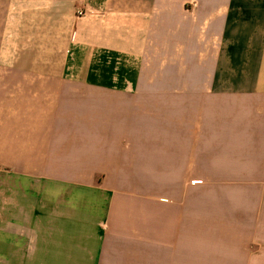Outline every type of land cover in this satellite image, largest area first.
I'll return each instance as SVG.
<instances>
[{
	"label": "crops",
	"instance_id": "1",
	"mask_svg": "<svg viewBox=\"0 0 264 264\" xmlns=\"http://www.w3.org/2000/svg\"><path fill=\"white\" fill-rule=\"evenodd\" d=\"M0 264H264V0H0Z\"/></svg>",
	"mask_w": 264,
	"mask_h": 264
},
{
	"label": "built area",
	"instance_id": "2",
	"mask_svg": "<svg viewBox=\"0 0 264 264\" xmlns=\"http://www.w3.org/2000/svg\"><path fill=\"white\" fill-rule=\"evenodd\" d=\"M86 15V13H84V12H79V16H85Z\"/></svg>",
	"mask_w": 264,
	"mask_h": 264
}]
</instances>
